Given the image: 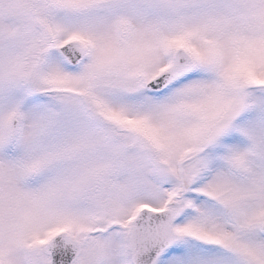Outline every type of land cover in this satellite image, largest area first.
Listing matches in <instances>:
<instances>
[{"label":"snow or ice","instance_id":"1","mask_svg":"<svg viewBox=\"0 0 264 264\" xmlns=\"http://www.w3.org/2000/svg\"><path fill=\"white\" fill-rule=\"evenodd\" d=\"M0 264H264V0H0Z\"/></svg>","mask_w":264,"mask_h":264}]
</instances>
